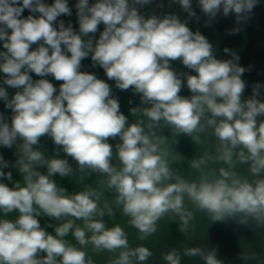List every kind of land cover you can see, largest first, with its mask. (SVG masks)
<instances>
[{
	"label": "clouds",
	"instance_id": "obj_1",
	"mask_svg": "<svg viewBox=\"0 0 264 264\" xmlns=\"http://www.w3.org/2000/svg\"><path fill=\"white\" fill-rule=\"evenodd\" d=\"M151 2L76 0L77 30L58 19L72 16L69 0H0V100L10 110L8 116L0 111V148H15L16 157L10 161L0 152V264H95L89 246L94 254H113L108 264H147L149 247H131L120 224L106 227L103 217L115 213L107 200L100 206L103 190L115 193L112 203L140 241L155 236L163 220L190 238L197 213L212 223L264 229V84H253L243 99L242 76L252 66H240L228 48L230 59L216 58L208 39L176 14L145 17L135 6ZM259 2L196 0L205 26L218 14L248 23ZM171 3L199 19L192 0ZM89 57L107 79L82 70ZM177 60L189 71L174 69ZM108 81L139 94L145 106L130 109L135 122L121 112ZM185 86L188 96L180 94ZM7 88L15 90L11 97ZM181 136L199 147L198 155L178 151ZM42 137L56 146L50 158L40 150ZM117 138L113 146L109 141ZM244 164L247 175L237 171ZM13 168L22 182L13 180ZM93 173L102 177L99 187L71 194L53 179L78 174L83 181ZM13 211L18 216L7 218ZM42 216L64 222L52 234L41 226ZM70 232L79 247L65 239ZM182 256L224 264L218 247L161 253L166 264H181ZM238 259L264 264V252L241 241Z\"/></svg>",
	"mask_w": 264,
	"mask_h": 264
},
{
	"label": "water",
	"instance_id": "obj_2",
	"mask_svg": "<svg viewBox=\"0 0 264 264\" xmlns=\"http://www.w3.org/2000/svg\"><path fill=\"white\" fill-rule=\"evenodd\" d=\"M46 2L51 3V0H46ZM76 0H69V5L72 7V16H61L58 19L65 21V24L71 22L78 30V24L76 22L75 16V4ZM162 5V7H161ZM142 15L145 17L156 14L158 16H163L164 14L174 13L182 21H188V27L192 31H199L204 35L208 41L213 45L214 55L218 59H230L231 54L225 53L224 49L228 48L234 51L239 57L238 63L240 66L248 68L250 65L251 70L245 71L242 76L247 83L243 99H247L252 95V86L255 83L264 84V0H260L259 5L253 10V16L248 23L237 24L235 21L234 15H229L224 17L219 15L216 19L208 26H205V20L207 19L201 12L199 7L196 4V0H192L193 10L196 12V18H189L188 14L181 8L178 3H171V0H152L148 5H135ZM100 27V30H102ZM235 27L242 28V31L237 33H230L229 30ZM98 36V33H97ZM0 50H3L0 48ZM82 70L90 71L97 74L99 78L107 79L104 75L103 69L98 66L93 68L90 57L82 60ZM172 66L177 71H189L186 69L179 60L173 61ZM34 79L35 77L33 74ZM2 77V74H0ZM113 88V95L118 98L120 103V110L128 117V122L133 123L136 121L137 116H134L130 109L133 107H144L145 105L141 104L139 94H134L130 89L129 90H119L115 87L113 81H108ZM57 83L58 86V82ZM9 96L14 94V89H6ZM261 99H264V88L260 89ZM181 95L188 96L190 95L189 90L185 86L181 90ZM131 101V103H129ZM0 111H3L6 116L10 115V110L4 107V102L0 100ZM208 143H214V138L208 137ZM113 146L119 143V139L109 141ZM56 146L52 140L48 137H42L40 143V150L44 153L45 157L50 158L55 154ZM199 147L195 145L190 138L181 136L179 138L178 151L182 153L186 158H192L199 153ZM0 152L3 153L5 159L10 161L15 160V148L6 149L0 148ZM59 156L61 158H67L72 165L73 169H76V164L71 160L70 157L60 151ZM113 163L118 164V159L115 156V147H114V156ZM223 165H213V167H220ZM248 165H238L237 171L242 175H247ZM41 172H46V168H39ZM13 180L22 182V174L15 168L11 169ZM182 172L188 171V165L185 162L181 167ZM78 174H73L69 177H60L56 175L53 179L56 181L57 185L63 187L67 190L68 193H75L83 190L85 185L91 186L93 188L99 187L97 181L102 177L98 174L93 173L90 176H85L83 181L77 179ZM7 182V181H4ZM11 186V182H7ZM103 190V189H102ZM104 195L100 202V206L103 207V201L107 200L114 210V217H109L107 214L103 217V220L106 224V227H112L115 224H120L124 227L125 231L128 233V240L131 247H137L143 244L146 247H149L153 252V256L149 259L147 264H166L165 261L161 258V253L167 252L172 248L181 249L183 247H196L203 246L205 250L212 247H218V258L224 261V264H243L242 261L238 259V253L241 251V241L244 244H247L257 251L264 252V229H257L254 227H245L242 225H237L232 221L225 223H212L206 215L197 213L196 214V232L194 236L186 238L178 230V225L173 222H168L163 220L160 222V228L157 234L153 237H150L146 241H140L137 239V230L127 225V218L122 215L121 209L112 203L115 193L108 190H103ZM0 215H3L0 213ZM18 216L17 211H13L7 215L9 219H15ZM42 227H45L46 230L54 234V227L64 222L63 220L57 221L52 218L42 216L39 218ZM75 219V218H73ZM51 224L52 227H48ZM75 224L83 226L81 220H75ZM89 233H86L88 235ZM68 241L73 244L79 245L75 241V238L72 236L71 232L65 237ZM88 254L92 256L95 264H108L110 257L113 254L104 252L101 254H94L91 251V248L87 249ZM181 264H204L198 256L196 257H187L182 256Z\"/></svg>",
	"mask_w": 264,
	"mask_h": 264
}]
</instances>
